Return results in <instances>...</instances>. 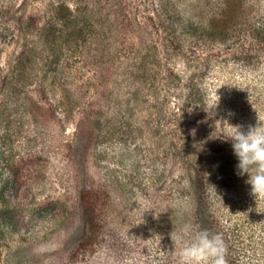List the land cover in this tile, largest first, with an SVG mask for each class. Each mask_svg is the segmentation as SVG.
Returning <instances> with one entry per match:
<instances>
[{
    "label": "rangeland",
    "instance_id": "374dc122",
    "mask_svg": "<svg viewBox=\"0 0 264 264\" xmlns=\"http://www.w3.org/2000/svg\"><path fill=\"white\" fill-rule=\"evenodd\" d=\"M52 1L68 5L73 17L87 19L86 40L62 42L63 53L51 67L55 70L46 64L48 45L40 29L26 21V14L33 13L40 27ZM128 1L0 0V19L8 18L0 25L16 26L14 36L8 35L9 41L0 45V73L17 87L11 90L0 82V189L7 184L11 200H22L28 215L38 204L61 198V208L39 219L28 238L7 232L1 249L3 264H60L67 257L72 248L67 241L80 221L75 188L88 175L95 188L107 190L112 214L120 209L128 219L138 217L129 226L130 234L136 235L137 224L149 215L141 209V189L151 181V171L162 172L171 184H182L185 171L178 149L229 137L233 126L246 132L250 125L256 126L258 117L264 118V63L251 68L237 61L212 60L206 65L187 61L172 49L166 56L148 60L160 74L166 68L173 70L174 81L147 88L134 80L131 62L115 52L120 44L130 42L127 32H121L129 26L135 36L132 55L137 60L151 41L142 21L136 17L134 23L125 21ZM134 1L132 13L140 7ZM191 80L201 87L204 111H198L200 103L193 102L196 96L185 86ZM42 88L55 108L53 119L35 120L26 110L27 100L40 98ZM84 109H90L93 119L99 118L106 129L116 131L109 139L97 129L90 141L88 172L78 166L84 164L81 139L73 146L78 156L70 158L63 150ZM219 155L225 158V154L210 157L213 168L223 162ZM54 256H58L55 263Z\"/></svg>",
    "mask_w": 264,
    "mask_h": 264
},
{
    "label": "trees",
    "instance_id": "16d2710c",
    "mask_svg": "<svg viewBox=\"0 0 264 264\" xmlns=\"http://www.w3.org/2000/svg\"><path fill=\"white\" fill-rule=\"evenodd\" d=\"M132 1H128L125 21L134 23L135 17L142 21L151 44L143 47L146 50L140 59H135L132 55L135 36L128 26L121 33L127 32L130 42L125 46L120 44L115 52H118L117 57L122 55L131 62L128 64L132 67L131 76L147 88L159 87L177 77L169 68L164 70V77V71L160 74L148 60L151 56H155L154 59L160 54L166 56L172 49H178L187 61L206 65L212 60L237 61L251 68L264 63V0H135L136 6L140 3L135 13L131 10ZM50 4V13L43 18L40 27L33 13L26 14V21L29 26L40 29L48 45L50 60L46 64L55 70L51 67L59 62L63 53L62 42L86 40L83 32L87 19L82 15L73 17V11L61 1ZM7 19H0V23ZM15 27L0 25V45L9 41L8 35L10 39L14 36ZM2 81L11 90L17 88L0 73ZM185 86L190 87V95L196 96L193 102L200 103L196 106L198 111H204L201 87L192 80ZM26 104V110L35 120L54 118L55 108L44 96L43 88L40 98L27 100ZM201 116L204 117V112ZM97 129L102 137L116 136L114 129H106L99 118L93 119L90 109H84L75 123L71 141L63 149L70 158L78 156L73 146L81 139L85 165L78 166L87 172L90 141L96 137ZM228 138L218 136L204 140L197 148L178 149L176 153L185 171L182 184H171L162 172L155 175L151 171V181L144 183L141 189L144 201L141 209L149 215H144L137 224L136 235L130 234L129 226L138 217L128 219L126 212L120 209L112 214L107 190L103 186L95 188L88 180L89 175L86 182L81 177L75 188L80 221L67 241L72 248L60 264H177L181 241L186 238V225L219 233L226 245L227 264H264V198L256 199L252 194L251 185L246 182L247 174L238 175L239 161ZM216 154H225V158L219 155L223 162L213 168L210 157ZM7 188L4 184L0 189V264H3L1 249L7 232L18 234L21 239L28 238L39 219L61 208L58 197L31 208L28 215L24 202L18 198L11 200L8 195L11 188ZM239 201L243 203L238 206ZM57 257L51 261L55 263Z\"/></svg>",
    "mask_w": 264,
    "mask_h": 264
},
{
    "label": "clouds",
    "instance_id": "9594fccd",
    "mask_svg": "<svg viewBox=\"0 0 264 264\" xmlns=\"http://www.w3.org/2000/svg\"><path fill=\"white\" fill-rule=\"evenodd\" d=\"M228 139L239 161L238 175L247 174L252 194L256 199L264 198V118L258 117L256 126L250 125L246 132L241 126H233ZM184 232L177 264H227L226 245L219 233L191 225H186Z\"/></svg>",
    "mask_w": 264,
    "mask_h": 264
}]
</instances>
